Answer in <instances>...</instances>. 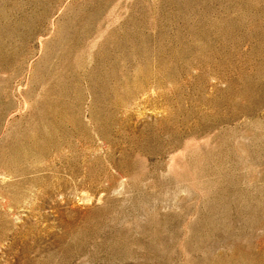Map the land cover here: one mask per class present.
Here are the masks:
<instances>
[{"label":"rangeland","instance_id":"rangeland-1","mask_svg":"<svg viewBox=\"0 0 264 264\" xmlns=\"http://www.w3.org/2000/svg\"><path fill=\"white\" fill-rule=\"evenodd\" d=\"M0 264H264V0H0Z\"/></svg>","mask_w":264,"mask_h":264}]
</instances>
